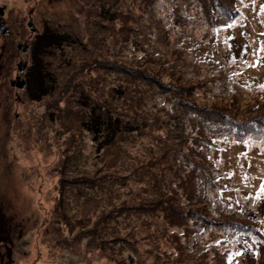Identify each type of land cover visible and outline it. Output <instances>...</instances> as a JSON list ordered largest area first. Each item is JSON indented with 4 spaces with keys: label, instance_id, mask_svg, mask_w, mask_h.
I'll return each instance as SVG.
<instances>
[{
    "label": "rangeland",
    "instance_id": "rangeland-1",
    "mask_svg": "<svg viewBox=\"0 0 264 264\" xmlns=\"http://www.w3.org/2000/svg\"><path fill=\"white\" fill-rule=\"evenodd\" d=\"M0 20V264H264V0H0ZM227 121L255 125L205 150V209L178 188L184 136Z\"/></svg>",
    "mask_w": 264,
    "mask_h": 264
},
{
    "label": "trees",
    "instance_id": "trees-1",
    "mask_svg": "<svg viewBox=\"0 0 264 264\" xmlns=\"http://www.w3.org/2000/svg\"><path fill=\"white\" fill-rule=\"evenodd\" d=\"M233 7L234 8L237 7V8L233 12L230 11L229 13L230 15L228 17L230 21L235 19L240 13V9L238 6L233 5ZM52 39H56L57 42H59L60 36L54 35V38ZM212 64L214 66L219 65L215 60ZM34 74H37V72H34ZM31 76H32V71L30 77ZM39 84L40 85L43 84V80L41 76H39ZM251 110H255L254 105L251 107ZM261 115H258L257 117L259 118ZM222 124H224L225 126L224 127L225 130L222 131V136L213 133L214 131H212L211 126H207L205 123H201L199 125L194 123L193 131H196V134L184 136L183 143L186 145L185 150L188 149V151H191L192 153L196 154V156L200 158V161L195 162L193 159L190 158V156L187 154L186 151L182 163V172H183V174L181 175L182 181L181 184H178V188L183 189V195L185 201H190L191 203H200L202 204L201 206L204 207L205 209H209L210 207V204L206 202L207 194L205 192L206 189H204V187H206L207 184L213 183L216 186V192H217L216 199L218 201H223L221 197L222 195L219 193L217 186L218 185L217 183L218 177L216 175L217 172H213L211 165L207 164V162L211 161L212 159H209V157H207V155L205 154V150L209 151V149L212 150L215 147H219L220 146L219 140L225 138V136H230V134H232L234 131L240 133L243 130L253 128L252 126L255 125L254 123H252V121H249V124H247L246 122L243 124H240L238 122L233 124L232 121H227L226 123H222ZM257 127L258 126H256L254 129H256ZM260 127L261 130H264V126H260ZM228 129L230 130L228 131ZM209 132H211V134ZM218 141L219 143L217 145ZM172 188L174 189L175 187H173L172 185ZM187 218H189V216H187ZM246 227L248 229L252 228V224L250 223L246 225ZM250 251L255 253V246L252 247V250Z\"/></svg>",
    "mask_w": 264,
    "mask_h": 264
},
{
    "label": "water",
    "instance_id": "water-1",
    "mask_svg": "<svg viewBox=\"0 0 264 264\" xmlns=\"http://www.w3.org/2000/svg\"><path fill=\"white\" fill-rule=\"evenodd\" d=\"M0 28L3 29V31H6L5 26L3 25L2 21L0 20Z\"/></svg>",
    "mask_w": 264,
    "mask_h": 264
},
{
    "label": "flooded vegetation",
    "instance_id": "flooded-vegetation-1",
    "mask_svg": "<svg viewBox=\"0 0 264 264\" xmlns=\"http://www.w3.org/2000/svg\"><path fill=\"white\" fill-rule=\"evenodd\" d=\"M28 48H29V47H28ZM28 48H27V50H28ZM26 81L28 82V80H26ZM27 82H26L23 86H21V88H22V87H24V88L27 87ZM17 83H18V82H17ZM18 85H20V84H18ZM25 89H26V88H25Z\"/></svg>",
    "mask_w": 264,
    "mask_h": 264
},
{
    "label": "snow or ice",
    "instance_id": "snow-or-ice-1",
    "mask_svg": "<svg viewBox=\"0 0 264 264\" xmlns=\"http://www.w3.org/2000/svg\"><path fill=\"white\" fill-rule=\"evenodd\" d=\"M261 87H264V85H262Z\"/></svg>",
    "mask_w": 264,
    "mask_h": 264
}]
</instances>
